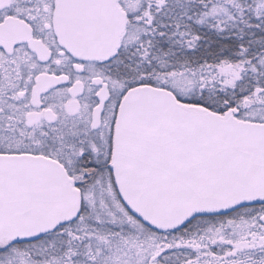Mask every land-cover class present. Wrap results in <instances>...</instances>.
<instances>
[{"label":"snow or ice","instance_id":"snow-or-ice-1","mask_svg":"<svg viewBox=\"0 0 264 264\" xmlns=\"http://www.w3.org/2000/svg\"><path fill=\"white\" fill-rule=\"evenodd\" d=\"M0 264H264V0H0Z\"/></svg>","mask_w":264,"mask_h":264}]
</instances>
